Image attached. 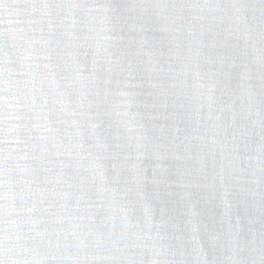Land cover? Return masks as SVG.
Returning <instances> with one entry per match:
<instances>
[{"label": "water", "instance_id": "obj_1", "mask_svg": "<svg viewBox=\"0 0 264 264\" xmlns=\"http://www.w3.org/2000/svg\"><path fill=\"white\" fill-rule=\"evenodd\" d=\"M0 264H264V0H0Z\"/></svg>", "mask_w": 264, "mask_h": 264}]
</instances>
